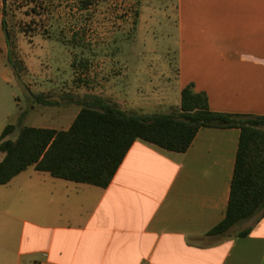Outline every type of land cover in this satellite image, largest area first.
Wrapping results in <instances>:
<instances>
[{
    "label": "crops",
    "instance_id": "0c3cea01",
    "mask_svg": "<svg viewBox=\"0 0 264 264\" xmlns=\"http://www.w3.org/2000/svg\"><path fill=\"white\" fill-rule=\"evenodd\" d=\"M173 9L177 88L204 91L211 110L264 114V0ZM238 131L200 126L183 151L134 139L104 187L33 168L45 192L32 207L46 209L29 218L2 188L20 170L0 183V264H264V212L205 234L226 206Z\"/></svg>",
    "mask_w": 264,
    "mask_h": 264
},
{
    "label": "rangeland",
    "instance_id": "374dc122",
    "mask_svg": "<svg viewBox=\"0 0 264 264\" xmlns=\"http://www.w3.org/2000/svg\"><path fill=\"white\" fill-rule=\"evenodd\" d=\"M173 3L0 0V130L14 125L4 137L14 138L20 124L65 128L92 96L125 111H174ZM37 174L28 165L2 185L9 211L29 218L46 209L41 201L32 207V195L45 192Z\"/></svg>",
    "mask_w": 264,
    "mask_h": 264
},
{
    "label": "trees",
    "instance_id": "16d2710c",
    "mask_svg": "<svg viewBox=\"0 0 264 264\" xmlns=\"http://www.w3.org/2000/svg\"><path fill=\"white\" fill-rule=\"evenodd\" d=\"M1 28L7 39L3 18ZM200 126L239 130L226 206L205 232L222 234L264 212V114L211 110L205 92L193 90L190 82L179 89L174 111H125L92 96L80 102L65 128L20 124L14 138H7L14 125L6 123L0 130V183L31 165L53 177L104 187L134 139L183 151Z\"/></svg>",
    "mask_w": 264,
    "mask_h": 264
}]
</instances>
